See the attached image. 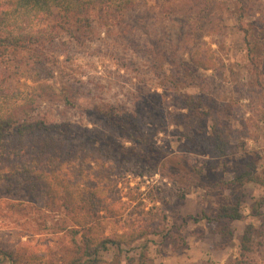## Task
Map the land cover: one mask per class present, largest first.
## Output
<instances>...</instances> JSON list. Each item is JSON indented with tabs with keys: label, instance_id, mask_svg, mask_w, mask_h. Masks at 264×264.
<instances>
[{
	"label": "rangeland",
	"instance_id": "rangeland-1",
	"mask_svg": "<svg viewBox=\"0 0 264 264\" xmlns=\"http://www.w3.org/2000/svg\"><path fill=\"white\" fill-rule=\"evenodd\" d=\"M203 4L138 0L123 14L99 7L71 17L53 8L22 22L27 41L12 61L0 64V91L21 114L61 124V135L71 125L96 145L57 172L67 192L60 177L49 193L37 191L33 198L26 184L0 179L2 248L35 255L34 263L61 264L70 256L66 233L82 226L92 236L123 242L124 261L144 244L150 264H226L241 257L246 226H264V207L259 215L253 210L264 202V0ZM34 58L43 61L36 65ZM41 69L39 82L56 93L36 81ZM181 96L201 98L202 107L188 109ZM112 107L123 112L134 139L102 118L101 109ZM214 123L228 133L227 156L213 142ZM251 161L259 179L243 186L246 218L194 221L204 212L217 218L219 201L238 191L230 182ZM190 173L216 187L206 190L192 180L186 193ZM51 176L41 177L50 182ZM100 181L107 195L96 214L78 221L77 211L62 208L63 198L73 200L80 190L95 197L90 189ZM225 224L233 235L221 232ZM117 253L110 244L101 256L111 260ZM257 260L263 264V254ZM0 264L11 261L0 255Z\"/></svg>",
	"mask_w": 264,
	"mask_h": 264
},
{
	"label": "trees",
	"instance_id": "trees-1",
	"mask_svg": "<svg viewBox=\"0 0 264 264\" xmlns=\"http://www.w3.org/2000/svg\"><path fill=\"white\" fill-rule=\"evenodd\" d=\"M138 0H2L0 7V64H6L12 55H16V51L20 50L27 41L23 38V32H20V25L24 20L31 18L34 15H49L53 8H57L63 14L71 17L82 14L87 10L97 9L99 7L111 9L116 13L123 14L125 11L134 10ZM198 3H210L211 0H193ZM208 5V4H207ZM210 6V5H208ZM202 4L198 6L201 8ZM204 7V6H203ZM197 8V9H198ZM209 8H206L207 11ZM204 9L202 8L197 14L196 18L202 20ZM184 18L191 19L193 16H186ZM180 21V19H179ZM189 50L188 53H192ZM250 53H256V50L251 48ZM190 55V54H189ZM191 57V56H190ZM33 58V57H32ZM37 59V61H36ZM253 63L257 65L256 57L252 54ZM42 59L34 58L33 62L36 65L42 63ZM259 70V69H258ZM38 79L42 73L39 71ZM37 75V74H36ZM181 79V77H180ZM260 82H264L259 79ZM39 82L44 91L51 88V93H56L51 84ZM45 87V88H44ZM4 89L0 87V90ZM58 93V92H57ZM0 179L9 180L10 184L16 187L24 186L31 198L35 196V192L44 191L49 193L51 187L56 186L55 182L60 177L59 185L62 190L67 192L68 183L64 175L60 176L57 172L65 165L71 164L75 160L82 157V153H89L95 148L96 143H93L92 137L84 132L82 135L75 132L69 126L66 130L67 135H61V124H56L38 116H29V114H21L15 110L14 105L10 101V96L0 91ZM70 103V99L66 98ZM185 107L192 111L202 107V100L195 96H181L180 97ZM103 119L114 128L122 131L128 135L129 139L135 137L131 134V126L127 125V118L123 112L118 108H110L109 110L101 109ZM216 122V120L214 121ZM228 133L222 130L217 123L212 125V137L215 147L220 156H227L231 152L230 144L227 140ZM139 139V138H138ZM152 146H149L148 157L153 154ZM165 163L162 162V164ZM48 172L52 174V181L44 182L42 175L45 173L44 167H48ZM163 173H166L163 171ZM56 174V175H55ZM188 181H185L186 193H190V183H196L198 186L206 190H212L216 186L202 180L199 174L190 173ZM257 165L251 161L247 164L245 170L236 175L230 182L231 185L238 189L232 198L221 199L219 201L217 218H213L207 213H202L201 216L194 217V221L198 222L206 219L208 222L223 221L228 223L234 220H244L246 215L243 211L244 195L241 193L243 186L247 183L258 182ZM29 185L35 189H28ZM17 191V188H16ZM90 193H95V197L89 199L85 198L83 191L80 190L74 199L69 200L67 196L62 200V208L67 212L75 213L78 221L85 220L91 215L99 211V205H102L106 199L107 190L102 181H100ZM185 195L183 194L182 197ZM48 199V197H47ZM53 200V203H57ZM257 207H254V215H259L260 209L264 207V202L260 201ZM93 212H88L92 211ZM91 229L72 228L68 233L70 237L69 246L67 248L70 256H65L61 264H150L147 257L148 245L144 244L140 248L139 254L135 256H126L125 261L121 258L124 248L123 242L113 238H100L90 234ZM222 233L225 235H233V231L225 224L222 228ZM114 245L118 249V253L113 259L107 260L101 256V252L107 251L109 245ZM264 256V226L260 228L255 224H248L244 230L241 239V257L226 264H259L257 257ZM0 255L8 258L11 264H38L33 260L35 255H27L24 252L18 253L13 250H8L0 246ZM45 264H55L52 261H47ZM264 264V263H263Z\"/></svg>",
	"mask_w": 264,
	"mask_h": 264
}]
</instances>
